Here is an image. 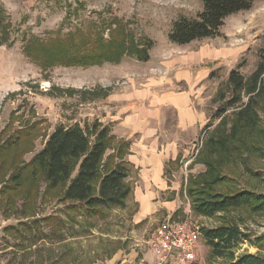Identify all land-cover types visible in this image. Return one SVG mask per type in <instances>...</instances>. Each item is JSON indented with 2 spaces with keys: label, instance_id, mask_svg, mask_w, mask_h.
Masks as SVG:
<instances>
[{
  "label": "rangeland",
  "instance_id": "rangeland-1",
  "mask_svg": "<svg viewBox=\"0 0 264 264\" xmlns=\"http://www.w3.org/2000/svg\"><path fill=\"white\" fill-rule=\"evenodd\" d=\"M203 8L201 0H0V264H110L113 255L127 247L114 238L140 234L149 245L156 227L171 217L188 220L203 234L194 264L232 260L215 258L204 237L205 230L224 225L237 227L248 238L234 249L235 258H264V213L242 208L207 217L195 210L196 200L211 201L216 193L247 190L264 195V97L258 99L259 131L244 136L240 149L231 156L206 149L221 124L214 115L222 105L219 95L228 92L229 98L230 72L241 66L240 72L248 78L264 61V0L248 12L229 17L216 38L186 46L172 43L173 24L196 18ZM117 22L125 29L118 26L115 39L129 44L153 42L148 62L126 56L117 65L44 68L40 64L41 58L61 46L67 55L77 54L73 61L87 56L86 62L90 61L91 52L98 50L95 43L110 40L115 30L108 23ZM212 54L220 57L202 61ZM205 68L211 74L210 82L202 85L208 122L183 165L176 163L179 196L163 198L178 204L171 216L161 214L157 221L134 226L137 206L133 203L129 209H102L94 217L80 211L67 214L68 203L60 201V190L56 198L42 200L47 185L41 174L33 180L31 162L57 127L79 125L94 139L93 126L98 124L115 136L109 120L124 107L118 104V95H135L134 106L140 108L148 77L153 82L151 93L163 94L169 89L157 88L162 79L176 80V90H184L186 82L179 83L178 76ZM236 112L225 115L228 131ZM208 124L212 126L205 129ZM206 162L217 167L216 186H211L213 175L209 176Z\"/></svg>",
  "mask_w": 264,
  "mask_h": 264
},
{
  "label": "trees",
  "instance_id": "trees-1",
  "mask_svg": "<svg viewBox=\"0 0 264 264\" xmlns=\"http://www.w3.org/2000/svg\"><path fill=\"white\" fill-rule=\"evenodd\" d=\"M201 1L204 8L196 18H183L173 24L169 34L172 43L186 46L196 41L218 37L229 17L250 11L258 0ZM108 25L115 27V30L110 40L95 43L98 50L93 54L91 52L90 61L86 62L88 56L73 61L72 59L78 58L77 54L67 55L66 48L61 46L41 58L40 64L44 68L67 64L71 67H92L107 63L117 65L126 56L140 62L150 60L149 51L153 42L144 39L139 42L140 44H129L124 39H115L118 26L123 27L121 29L125 28L121 22L108 23ZM240 68L241 66L229 74V98H227L228 92L219 95L222 105L214 118L221 119V124L216 126L206 144L207 150L216 149L226 156H231L229 153L238 150L240 143L244 142L242 140L244 136L256 134L261 123L257 107L258 99L264 97V61L259 63L256 71L248 78L240 72ZM245 97H247L246 102ZM234 109L237 111L235 124L228 131L225 129L227 125L225 115ZM211 126L212 124H208L205 129ZM92 135L94 139L90 138L89 133L79 125L69 128L57 127L31 162L35 176L33 180L41 174L47 185L45 195L41 196L42 200L48 197L56 198L55 192L60 190V201L68 203L67 214L80 211L95 217L101 214L102 209L123 210L127 207L132 194V184L128 182L132 166L126 160L130 149L129 143L123 140L116 141L117 138L111 135L110 128L98 124L93 126ZM246 145L248 146L247 143ZM109 150L112 152L108 153ZM206 164L209 176L213 175L211 186H216L220 182V178H215L217 167L211 162ZM16 179L19 180L20 177L17 176ZM224 181L227 179L225 178ZM195 202L197 203L195 210L198 214L207 217L242 208L249 209L253 213H264V195L247 190H239L228 195L216 193L211 201L196 200ZM3 214L4 216L7 214L6 209ZM204 237L215 258H232L229 263L224 264H264V258L257 255L234 257V249L248 240L247 236L235 226L224 225L207 229L204 231Z\"/></svg>",
  "mask_w": 264,
  "mask_h": 264
},
{
  "label": "crops",
  "instance_id": "crops-1",
  "mask_svg": "<svg viewBox=\"0 0 264 264\" xmlns=\"http://www.w3.org/2000/svg\"><path fill=\"white\" fill-rule=\"evenodd\" d=\"M209 57L202 61L216 60L220 56L212 54ZM185 72L177 78L179 83L186 82L184 90L177 91L176 80L165 78L157 88L164 85L162 90L166 86L169 90L153 94L150 91L153 82L148 77L142 107L135 108L134 105L138 104L135 95L120 94L117 96L118 104L124 107L110 116L109 123L114 124L113 133L117 140H124L130 145L126 160L132 166L128 182L133 190L126 209L131 203L137 206L133 216L134 226L145 221H157L156 216L161 214L162 217H169L178 208L176 201L168 202L163 198L179 196L180 171L176 163L183 165L208 122L202 85L210 82V69ZM171 165L173 169L169 171ZM114 239L122 240V245L127 247L120 248L110 264H160L144 236L139 234Z\"/></svg>",
  "mask_w": 264,
  "mask_h": 264
},
{
  "label": "built area",
  "instance_id": "built-area-1",
  "mask_svg": "<svg viewBox=\"0 0 264 264\" xmlns=\"http://www.w3.org/2000/svg\"><path fill=\"white\" fill-rule=\"evenodd\" d=\"M202 239V232L188 220L171 217L157 227L149 246L160 264H194Z\"/></svg>",
  "mask_w": 264,
  "mask_h": 264
}]
</instances>
